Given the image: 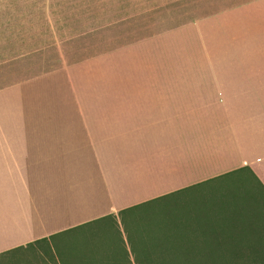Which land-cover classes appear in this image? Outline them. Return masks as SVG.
Masks as SVG:
<instances>
[{"label":"crops","instance_id":"1","mask_svg":"<svg viewBox=\"0 0 264 264\" xmlns=\"http://www.w3.org/2000/svg\"><path fill=\"white\" fill-rule=\"evenodd\" d=\"M146 15L100 38L134 58L107 92L60 109L41 77L0 84V254L224 176L263 191L264 0Z\"/></svg>","mask_w":264,"mask_h":264},{"label":"rangeland","instance_id":"2","mask_svg":"<svg viewBox=\"0 0 264 264\" xmlns=\"http://www.w3.org/2000/svg\"><path fill=\"white\" fill-rule=\"evenodd\" d=\"M241 1L0 0V84L41 77L43 106L52 87L59 108H67L62 100L69 96L107 92L110 80L131 76L132 50L98 49L101 37H128L111 32L147 21V13L173 25ZM136 52L140 62L145 53ZM168 243L195 248L199 257L215 253L226 264H264L262 190L252 180L224 176L74 228L51 243L2 253L0 264H127L124 244L134 260L135 248L140 257H157Z\"/></svg>","mask_w":264,"mask_h":264},{"label":"trees","instance_id":"3","mask_svg":"<svg viewBox=\"0 0 264 264\" xmlns=\"http://www.w3.org/2000/svg\"><path fill=\"white\" fill-rule=\"evenodd\" d=\"M262 195L264 197V187H263ZM205 234L207 235V231L205 232ZM208 236L209 235H207V237ZM210 236H211V239L216 238L215 235L213 236L210 235ZM168 244H169L168 246H160L162 248H160V250H158L157 252L161 256H157V257H152V256L140 257L138 254V250H136L135 248L136 256H135V259L133 260L131 257V252L125 246L126 244L123 245L122 252L126 254L127 264H226L224 258H222V256L220 255H218V257L214 256L215 253L214 254L210 253L211 256L209 257H199L195 255L196 254L195 252H197L195 248H189L186 246L181 249H174V248H171L170 243ZM218 244L221 245L220 243ZM173 254H180V255L174 256ZM191 254H194V255H191Z\"/></svg>","mask_w":264,"mask_h":264}]
</instances>
